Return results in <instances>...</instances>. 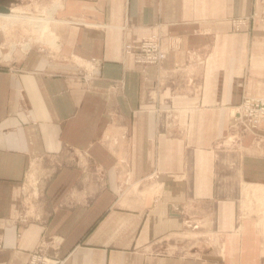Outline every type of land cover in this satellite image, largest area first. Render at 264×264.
I'll return each mask as SVG.
<instances>
[{
    "label": "crops",
    "instance_id": "0c3cea01",
    "mask_svg": "<svg viewBox=\"0 0 264 264\" xmlns=\"http://www.w3.org/2000/svg\"><path fill=\"white\" fill-rule=\"evenodd\" d=\"M56 3L44 52L11 45L0 62V264H25L43 232L63 237L64 264H263L257 222L235 197L239 180H264V122L258 140L230 123L244 95L264 96V27L227 21L260 3ZM157 32L162 64L122 52ZM74 57L96 58L97 78L84 83ZM169 106L178 122L164 128L154 108ZM22 209L38 217L17 224Z\"/></svg>",
    "mask_w": 264,
    "mask_h": 264
},
{
    "label": "rangeland",
    "instance_id": "374dc122",
    "mask_svg": "<svg viewBox=\"0 0 264 264\" xmlns=\"http://www.w3.org/2000/svg\"><path fill=\"white\" fill-rule=\"evenodd\" d=\"M58 2L59 0H52L49 1V3L47 5H45L44 8H30L29 7H24V6H20L16 2L12 3L11 8L16 7L17 9H19L20 11H23L27 14H43L45 16V14H47V12L50 11V9L52 8V6ZM258 3H260L259 7H255L252 6L251 10L248 11L247 13H242L241 15H233V16H229L227 17V21L228 24L230 25V30L231 31H235V32H239L242 30H248L251 29L253 27L254 22H259L263 25L264 27V4H262L259 0H257ZM34 7V6H33ZM30 8V9H28ZM236 20V21H242L243 23L241 25H239L238 27H234L232 21ZM16 21V22H15ZM2 22V23H1ZM7 20H5L4 18L0 17V35L4 36V45H3V41L2 44H0V62L2 60H5L7 58H5V53L8 51V49H11V45H13V50H19L23 53H25L26 51L30 50L32 47H36L38 50H40V47L44 48L45 47V39H44V31L41 32V30H38L35 25H36V21L33 22V20L30 19H15L12 22H8ZM11 23V25H10ZM13 23V24H12ZM31 23V24H30ZM47 23H50V20L47 21ZM7 24V25H6ZM26 24V25H25ZM3 25H5L4 29H3ZM40 32V33H39ZM152 34H157L159 36V46L160 49L162 50V52L164 53V58L162 60H159L158 62H154L153 64H145V63H139L135 61V58L133 57L134 61L136 63H138L140 65V67H142V69L144 67H149V66H158L160 64L163 63V61L167 58L166 56V50L164 49L163 45H162V41H161V35L157 32V33H152ZM152 34L149 35H145L142 36L137 43H139L143 38H146L148 36H151ZM38 37V39H37ZM41 39V40H40ZM25 41V42H24ZM42 41V42H41ZM127 44V43H125ZM124 44V45H125ZM131 44V43H129ZM169 44L174 45L175 42L174 41H169ZM27 45V47H26ZM124 45L122 48V52L124 54H127L129 52H125L124 51ZM132 45H137V44H132ZM6 46H8V48H6ZM41 51V50H40ZM44 52V51H42ZM132 55V53H129ZM91 58V57H88ZM100 66V64H99ZM97 66L94 70L93 73L95 74V76L92 77V79L97 78V73L95 72V70L99 67ZM78 74L81 75V79L83 80L84 83L89 82L92 79L89 80H85L84 79V74L83 71H79ZM123 84L124 82L121 81L120 79H111L108 88H110V90L114 93L117 92H121L123 90ZM245 96H250V97H263L264 96H255V95H244V97L241 98V100L235 105L234 108V112L232 113V118H231V129H234L235 131H239L242 132L244 134L249 133L250 135H252L253 137H255L257 140L260 139V126L258 128H256V130L251 131L248 129H245L241 126H239V128H237L234 125V119L237 116L236 114V109H237V105L245 98ZM155 113H157L160 121H159V125L163 126L164 128H168L170 126H174L176 125L177 121V111L178 109L176 107L173 106H169L167 108H159V107H155L154 108ZM264 122V121H263ZM262 122V123H263ZM261 123V124H262ZM45 167L44 162L41 161H37L35 164V168H36V174L37 171L39 173V169ZM33 168V166L31 167V169ZM31 169L29 171H31ZM34 173V172H33ZM35 175V173H34ZM33 175V176H34ZM38 175V174H37ZM151 176V175H149ZM35 177H32V175L27 176V181L28 184L30 186L29 189L24 188V190L26 191V193H30V196L32 198V195H34L37 191V181L36 179H34ZM152 180V179H151ZM220 186L223 185V182L219 183ZM260 186L261 189H258L256 187ZM155 188H153L152 191H154ZM236 190H237V196L235 197L236 199V204L238 205V211H239V215L241 217H250L252 218L254 221L257 222V226H258V230H259V235L262 238L263 241V249H264V180L262 181H255V180H250L247 179L246 181L244 180H239L237 182V186H236ZM30 196L28 200V203L31 204L30 202ZM20 213L13 218V220L17 223V224H21L23 222H26L28 219H30L31 217L33 218H37L38 214L36 211H34V209H22L21 211H19ZM62 249H64V239L63 237L58 234V233H49V232H43V234L41 235V237L38 240L37 246L30 249L27 253V260L25 264H30V260L31 254H35L36 257H38L39 261L38 264H50L54 263V264H64L65 261L68 259V255H69V250H67V252L65 254H62L61 251ZM48 262V263H46ZM263 264H264V257H263Z\"/></svg>",
    "mask_w": 264,
    "mask_h": 264
},
{
    "label": "built area",
    "instance_id": "2783aa9c",
    "mask_svg": "<svg viewBox=\"0 0 264 264\" xmlns=\"http://www.w3.org/2000/svg\"><path fill=\"white\" fill-rule=\"evenodd\" d=\"M264 4V0H259ZM264 13V12H263ZM234 27H238L243 23L242 21H232ZM38 30V26L35 25ZM42 32V31H41ZM159 36L157 34H152L146 38H143L137 45L125 44L124 51L132 53V56L135 58L136 62L153 64L162 60L165 56L159 46ZM41 51H44V48L40 47ZM72 62L77 66L78 72L83 71V76L85 80L92 79L95 74L93 70L99 66L100 62L94 58H71ZM237 116L234 119V125L239 128V126L254 131L258 128L261 123L264 121V98L260 97H250L245 96V98L237 105L236 109ZM31 260L30 264H38V257L33 253L30 255ZM48 263V262H46ZM50 264H54L49 262Z\"/></svg>",
    "mask_w": 264,
    "mask_h": 264
},
{
    "label": "bare ground",
    "instance_id": "6f19581e",
    "mask_svg": "<svg viewBox=\"0 0 264 264\" xmlns=\"http://www.w3.org/2000/svg\"><path fill=\"white\" fill-rule=\"evenodd\" d=\"M57 5V3H56ZM10 9V8H9ZM51 11L47 12V14H45V16L43 14L38 13L36 14H27L23 11H20L19 9H17L16 7L12 8L9 12H0V17L4 18L5 20H7L8 22H12L15 19H27L30 21L33 20L36 21V26H38L39 29H41V31H44V35H52V33H50L49 31H47V21L51 20ZM7 22V23H8ZM16 22V21H15ZM2 23V22H1ZM9 24V23H8ZM13 24V23H12ZM31 24V23H30ZM7 25V24H6ZM11 25V23H10ZM26 25V24H25ZM5 25H3V29H4ZM40 33V32H39ZM43 33V32H42ZM45 38V37H44ZM47 38V37H46ZM53 38V36L51 37ZM38 39V37H37ZM41 40V39H40ZM25 42V41H24ZM42 42V41H41ZM50 43V42H49ZM13 46V45H12ZM48 46V45H47ZM27 47V45H26ZM258 189H261L260 186L256 187Z\"/></svg>",
    "mask_w": 264,
    "mask_h": 264
},
{
    "label": "water",
    "instance_id": "95a60500",
    "mask_svg": "<svg viewBox=\"0 0 264 264\" xmlns=\"http://www.w3.org/2000/svg\"><path fill=\"white\" fill-rule=\"evenodd\" d=\"M10 9L0 3V12H9Z\"/></svg>",
    "mask_w": 264,
    "mask_h": 264
}]
</instances>
